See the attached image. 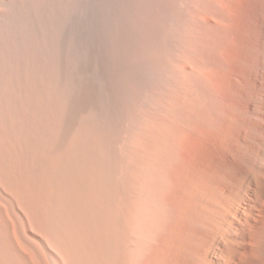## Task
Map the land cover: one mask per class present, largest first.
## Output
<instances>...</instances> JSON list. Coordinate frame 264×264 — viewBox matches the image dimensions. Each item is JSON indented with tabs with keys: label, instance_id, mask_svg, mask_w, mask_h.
Masks as SVG:
<instances>
[{
	"label": "bare ground",
	"instance_id": "obj_1",
	"mask_svg": "<svg viewBox=\"0 0 264 264\" xmlns=\"http://www.w3.org/2000/svg\"><path fill=\"white\" fill-rule=\"evenodd\" d=\"M41 3L0 0L5 98L19 64L7 66L10 51L26 56L25 33L39 37ZM72 10L55 34L56 110L40 97L39 123L25 119L40 182L0 179V264H264V0H83Z\"/></svg>",
	"mask_w": 264,
	"mask_h": 264
},
{
	"label": "rangeland",
	"instance_id": "obj_2",
	"mask_svg": "<svg viewBox=\"0 0 264 264\" xmlns=\"http://www.w3.org/2000/svg\"><path fill=\"white\" fill-rule=\"evenodd\" d=\"M80 2H83V0H75V2H74V0H71V2H70V0H42V3L40 4V8L39 7H36V6H34V5H30V6H28L29 8L27 9V11L25 10V9H21V8H15V13H17V15H18V12H20V10H22V11H26V12H24V13H26L27 15H30L29 17L31 18V13L33 12V10H32V8H34V7H36L35 8V10L34 11H36V10H40V13H38L39 15V17H40V24H41V34L39 33L38 35H39V37H40V39L42 40V41H40V39H39V37L37 38V40L35 39V37L34 38H32L33 36H31V34H26L27 32V30L30 32V28L28 27V29H27V27L24 29V31H23V29H22V31L25 33V35H28V36H26V42L24 43V44H26V47L28 48L27 49V54H26V56H25V54L24 55H20V58L18 57H16V56H18L19 54L16 52V50H15V47H14V49L13 50H15V52L17 53V55H15L16 53L14 52V51H10V55L12 56V55H14L15 57H16V59H15V57H10L9 59H8V63H7V66H9L10 64H12V62H13V64H14V61L13 60H19V64H18V61L17 62H15V64H14V66L13 65H10L9 66V69H7L8 70V82H10L12 79V81H11V83H9V90H8V95H6L7 97H9V100H8V98L6 97H4V91H3V89H4V84H3V74H5V68L3 69V65H2V62H0L1 64H0V67L2 68H0V87H2L1 88V90H0V98H1V100H0V106L2 105L3 106V104L5 103V101H6V99H7V102L5 103V105L3 106L4 107V111H5V114H7V121H5V119H6V115H4V111H2L1 113H0V120L1 119H3V123H1L2 122V120H1V125H0V127H2L3 129L1 130V128H0V132H1V134H3L4 135V137H3V141H4V143H5V141H6V150H3V152L4 153H2V152H0V158L1 157H3L2 158V160L4 159L5 161H1V159H0V170L3 168V166H5L4 167V169H2L1 171H0V179H1V181L2 182H40L38 179H39V177H38V160L37 159H39V155H38V148H36L37 147V138L38 137H35L34 136V134H33V136H34V141H28L29 139H26V137H28L26 134L28 133L27 131L30 129L29 128V125H28V121H30V119L32 120L31 122H32V124L33 123H35L36 125L39 123V121H40V119L38 118V117H41L40 115L42 114V109H43V107L45 106L44 105V103H42V102H40V101H43V102H45V104H49V106L48 105H46L48 108L50 107L51 109H52V111H53V108H54V110H56V103H54V98H55V89H54V83L53 84H51V81H52V78L51 77H53V76H55V75H57L56 74V72H57V70H55L56 69V62L57 61H59V58L61 59V53H58V50H60L59 49V39H60V35H61V32L59 31V29L57 28L58 27V25H60L59 23H61V24H63V23H66V22H68V20H69V17H70V14H71V12L73 11L72 9L74 8V6H76V5H78ZM39 8V9H38ZM16 9H18V11L16 12ZM32 10V11H31ZM30 11V12H29ZM37 12H39V11H37ZM17 15L15 14L14 16H13V22L14 21H16L17 23H15L14 22V24H16V25H19V27L20 26H22V22L21 23H19L18 24V22H20V20L18 21V17H17ZM14 18H16L15 20H14ZM43 20V21H42ZM55 27H56V30H54L55 29ZM27 29V30H26ZM28 32V33H29ZM59 32V33H58ZM57 33V34H56ZM58 36V38H57V36ZM60 34V35H59ZM41 35V36H40ZM43 35V36H42ZM45 36V37H44ZM42 37H43V39H42ZM33 40H32V39ZM58 40H57V39ZM32 40V42H33V44H31L32 42H30L31 40ZM27 40L30 42H28L27 43ZM36 41H37V43H36ZM42 42H44V43H42ZM35 43V44H34ZM42 43V44H41ZM58 43V44H57ZM28 44V45H27ZM31 44V45H30ZM43 44H44V46H43ZM58 45V46H56V45ZM36 45V46H35ZM25 46V45H24ZM37 47V48H35V47ZM56 46V47H55ZM32 47H34V48H32ZM45 49H44V48ZM57 47H58V50H56L57 49ZM38 48H40V49H38ZM10 49H12V48H10ZM29 49H31V50H29ZM33 49L35 50V51H37V52H35V51H33ZM41 50V51H40ZM56 50V51H55ZM28 51L30 52V53H28ZM42 51H43V53H42ZM47 52V55L46 54H44V53H46ZM40 52V53H39ZM59 52H61V51H59ZM12 53V54H11ZM29 54V55H28ZM34 54H36L35 55V57H34ZM44 57L45 55H46V58H42V56ZM60 56H59V55ZM28 55V56H27ZM32 55V56H31ZM50 55V56H49ZM56 55V56H55ZM59 56V58H58V56ZM37 56H39L38 58H37ZM57 57V58H55V57ZM24 58V59H22V58ZM26 57H28V58H26ZM33 57V58H32ZM49 57H51V58H49ZM26 58V59H25ZM30 58H32V59H30ZM34 58H35V61L36 60H42V59H44L43 60V63H42V61L41 62H38V61H36L37 63H41L40 64V66L39 65H37V63L35 64V61H34ZM41 58V59H40ZM13 59V60H12ZM20 59H22V60H20ZM46 59H48L47 61H48V63H47V61H46V63H45V60ZM10 60V61H9ZM25 60H27V61H25ZM51 60V61H50ZM0 61H2V60H0ZM12 61V62H11ZM22 61V62H21ZM32 61H34V63L32 62ZM52 61H53V63H54V65H55V69H54V67L52 68ZM9 62H11V63H9ZM30 63H31V66H32V68L33 69H31V66H30ZM51 63V64H50ZM19 66H18V65ZM23 64V65H22ZM27 64H28V66H27ZM33 64L35 65V66H33ZM46 66H45V65ZM17 66V68H16V66ZM26 65V66H25ZM43 65V66H42ZM14 68H12V67ZM42 66V67H41ZM50 68H49V67ZM11 67V68H10ZM24 67V68H23ZM26 67H28V68H26ZM41 67V68H40ZM45 67V68H44ZM6 68H8V67H6ZM19 68V69H18ZM24 69V70H22V71H20L21 69ZM47 68H49V69H47ZM16 69V70H15ZM27 69L29 70V71H27ZM35 69V70H34ZM39 69H43V70H41V71H38L37 73H38V75H40V76H38L37 75V73L35 74V72H36V70H39ZM53 70V72H52V70ZM4 70V71H3ZM11 70V71H10ZM31 70H32V72L34 71V73H31ZM48 70H50V71H48ZM2 71V72H1ZM14 71V72H13ZM17 71V72H16ZM20 71V72H19ZM23 71H24V73H23ZM45 71V73H43ZM55 71V72H54ZM16 72V74H14ZM19 72V73H18ZM21 72L23 73V76H22V74H21ZM50 73L49 75H45V74H48V73ZM6 73V74H7ZM41 73V74H40ZM55 73V74H54ZM10 74H12V76H10ZM18 74V75H17ZM21 74V75H20ZM30 74H35V76L33 75V76H30ZM54 74V75H53ZM13 75H14V77H13ZM16 75H17V77H16ZM46 76V78L48 77V76H50V79H49V77L47 78V79H45L44 78V76ZM1 76H2V78H1ZM22 76V77H21ZM26 78H25V77ZM38 76V77H37ZM12 77V79H10ZM21 77V78H20ZM34 77V78H33ZM36 77V78H35ZM16 78V79H15ZM31 78H33L32 79V81H31ZM39 80H38V79ZM42 78V79H41ZM55 78V77H54ZM53 78V79H54ZM14 79H15V82H14ZM24 79V81H22ZM49 79V80H48ZM18 80V81H17ZM20 80V81H19ZM29 81V83H28V81ZM36 80H38V81H36ZM42 80H44V81H42ZM17 81V82H16ZM35 81H36V83H35ZM40 81V82H39ZM42 81V82H41ZM46 81H49V82H46ZM45 82V83H44ZM52 82H54V80L52 81ZM12 83H14V84H12ZM16 83V84H15ZM26 83V84H25ZM34 83H35V85H34ZM42 83V84H41ZM47 83V84H46ZM18 84V85H17ZM21 84V85H20ZM28 84V85H27ZM32 84V85H31ZM38 84V85H37ZM44 84H46V86L44 85ZM52 85V87L53 88H51V85ZM12 85H16V87H14V90H13V88H12ZM37 85V86H36ZM42 85V86H41ZM44 85V86H43ZM24 86V90L25 89H27V90H25V92H24V90L21 88V87H23ZM34 86H36V87H34ZM40 86V87H39ZM29 87V88H28ZM31 87V88H30ZM38 87V88H37ZM42 87H44V90H45V88H47V90H45V91H43V93H41L42 92ZM13 90H11V89ZM35 88V91L33 90V89ZM42 88V89H41ZM51 90H50V89ZM31 89V90H30ZM37 89V90H36ZM28 90H29V92H28ZM52 90L54 91L53 93H54V96H52L53 95V93H52ZM3 91V92H2ZM24 92L25 94H22V92ZM32 91L34 92V93H32ZM36 91H37V94H39V95H37L36 94ZM47 91H48V93H47ZM50 91V92H49ZM3 93V95H2V93ZM11 92V93H10ZM18 94H17V93ZM12 93H14V94H12ZM21 93V94H20ZM29 93H31V94H29ZM41 93V94H40ZM6 94V93H5ZM36 94V95H35ZM46 94V95H45ZM48 94H49V96H48ZM29 95V96H28ZM32 95H34V96H32ZM44 95V96H43ZM12 96H14L13 98H12ZM20 96V97H19ZM28 98H27V97ZM46 96H48L49 97V100H48V97H46ZM51 96V97H50ZM23 97H24V100H23ZM32 97V98H31ZM41 97V99H40V101L38 102V100H39V98ZM54 97V98H53ZM26 98V99H25ZM35 98V99H34ZM36 98H38V99H36ZM3 99V100H2ZM16 99V100H15ZM22 100V101H19V100ZM30 99H31V101H30ZM45 99V100H44ZM52 99H53V101H52ZM13 100V101H12ZM25 100L27 101V102H25ZM49 102H48V101ZM3 101H4V103H3ZM15 101V102H14ZM16 101H17V103H16ZM34 101V102H33ZM36 101H37V103L38 104H40L39 105V107H40V109H41V111H40V109L39 110H37L36 109V105H37V107H38V104H36V105H34V103H36ZM51 101V102H50ZM12 102V103H11ZM30 102H32L33 103V105L30 103ZM8 103V104H7ZM13 103H15V104H13ZM19 103H22L21 105L19 104ZM28 103V104H27ZM6 104H7V106H6ZM12 106V108H10L11 106ZM18 104V105H17ZM29 104H31V106H34V109H36L34 112H33V110L34 109H32L31 107H30V105ZM42 104V105H41ZM51 104H53L54 105V107H53V105L51 106ZM14 105H16V106H14ZM22 106L23 107V109L25 110H23L22 109V107H20V106ZM27 105H29V107L27 106ZM44 105V106H43ZM1 106V107H2ZM0 107V108H1ZM2 107V108H3ZM14 107H15V109H14ZM26 107V108H25ZM17 108V109H16ZM18 108H19V111H21V112H19L18 111ZM6 109H7V113H6ZM22 109V110H21ZM32 111H31V110ZM51 109H50V111H51ZM1 110V109H0ZM3 110V109H2ZM9 110V111H8ZM26 110H29V112L27 111V113H25L26 112ZM12 111V112H11ZM15 111V112H14ZM18 111V112H17ZM51 111V112H52ZM13 112H14V114H13ZM35 112H37V113H35ZM41 112V113H40ZM11 113V114H10ZM16 113H19V115H18V117H17V114ZM20 113H21V115L23 114V116H20ZM31 113V114H30ZM3 114V115H2ZM15 114H16V116H15ZM30 114V115H29ZM33 114V115H32ZM52 114H54V111L52 112ZM26 115H27V117L29 118H26ZM34 115H35V117H34ZM31 116V117H30ZM33 116V117H32ZM36 116H38V117H36ZM9 117H10V119L11 120H8L9 119ZM23 119V121H21L22 119ZM25 117V118H24ZM5 118V119H4ZM35 118V119H34ZM36 118H38V119H36ZM14 119V120H13ZM25 119H28V121L27 120H25ZM19 120V121H18ZM25 120V121H24ZM34 120L37 122H34ZM11 122V124H13V126L15 127V128H17V129H15L12 125L9 127L8 126V124H10V122ZM14 121V122H13ZM7 123V125H6V123ZM20 122V123H19ZM23 122H25V124L23 123ZM5 123V124H4ZM15 123V124H14ZM6 126V128H4L5 126ZM19 125H21V127L19 126ZM27 125L28 126V129H27V127H25V126ZM20 128H19V127ZM22 126H23V128H24V130L22 131V130H20L21 128H22ZM34 126V130H32V132H36L37 131V128H36V126L35 125H33ZM8 130V132H7V130ZM27 131H26V130ZM3 130H4V132H3ZM11 130V132H12V134H11V132H9ZM15 130H18V131H15ZM13 131H15V132H13ZM24 133V136L22 135V132ZM18 132H20V134L18 133ZM34 132V133H35ZM6 133H10L9 134V137H7L8 136V134H7V139L5 138V134ZM0 134V135H1ZM17 134H19V135H17ZM11 135V136H10ZM15 135V136H14ZM23 136V138H25V139H23L21 136ZM25 135H26V137H25ZM36 135V134H35ZM36 136H38V135H36ZM12 137V138H11ZM19 137V138H18ZM4 138H5V140H4ZM11 138V139H10ZM23 140H25L26 141V143H28L27 145H26V143H25V141H23L22 142V139ZM8 139H10L9 141H8ZM21 139V140H20ZM36 139V140H35ZM11 140H14V141H16V142H19V144H22L21 146H25V151H23V149H24V147H21L18 143H15L14 144V141H11ZM8 141V142H7ZM28 141V142H27ZM11 142H13V143H11ZM9 143H11V144H9ZM32 143L34 144L33 145V147L32 146H30V145H32ZM16 145V146H14V145ZM35 144H36V146H35ZM10 145V146H9ZM17 145H19L20 146V148H21V152H20V148H18V146ZM30 147H29V146ZM9 147V148H8ZM34 147H35V149H34ZM14 148V149H13ZM27 148H29L28 150L30 151V152H28L27 151ZM31 148H33L32 150H31ZM12 151H11V150ZM37 149V150H36ZM13 150H15V151H13ZM18 150V151H17ZM7 151L9 152V153H7ZM11 151V152H10ZM37 151V152H36ZM16 152H17V154H16ZM6 153V154H5ZM15 153V154H14ZM35 153V154H34ZM1 154H2V156H1ZM9 154V155H8ZM19 154H22V155H19ZM26 154H30L29 156H31V157H27L26 156ZM11 155H13V157L11 156ZM23 155H25V156H23ZM33 155V156H32ZM11 156V157H10ZM16 156H17V158H16ZM24 157V158H23ZM12 158V159H11ZM26 158V159H25ZM18 159V160H17ZM19 159H20V167H19V165H18V162H19ZM29 159V160H28ZM31 159H32V161H31ZM16 160H17V163H16ZM25 162V164H23ZM34 162V163H33ZM4 163V164H3ZM15 163V164H14ZM31 165H30V164ZM33 163V164H32ZM17 164V165H16ZM27 164V167L25 166ZM37 166H36V165ZM16 165V166H15ZM16 168H15V167ZM22 166V167H21ZM23 166H24V168H23ZM32 166H33V168H32ZM37 167V168H36ZM12 170H11V169ZM23 169V170H20V169ZM36 168V169H35ZM7 169H9V171L7 170ZM26 169H28V170H26ZM25 170V171H24ZM30 170V171H29ZM32 170H35L36 172L34 173V171L32 172ZM21 171V172H20ZM24 171V172H23ZM10 172V173H9ZM25 172H26V174H25ZM27 172H28V174H27ZM31 172L33 173V174H31ZM9 173V174H8ZM11 173H13V174H11ZM17 174L16 176H17V178H16V176L14 175V174ZM21 174V175H20ZM25 175H28L26 178H25ZM31 175V176H30ZM4 176V177H3ZM15 176V177H14ZM24 178H22V177ZM29 176H30V178H29ZM10 177V178H9ZM4 178V179H3ZM7 178V179H6ZM22 178V179H21ZM27 178H28V180H27ZM37 178V179H36ZM30 179V180H29ZM5 180V181H4ZM10 180V181H9ZM18 180V181H17ZM33 180V181H32Z\"/></svg>",
	"mask_w": 264,
	"mask_h": 264
}]
</instances>
